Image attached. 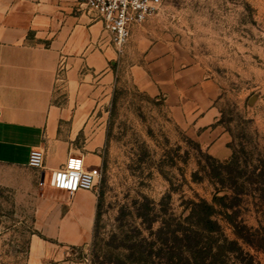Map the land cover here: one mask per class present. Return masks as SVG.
<instances>
[{
    "label": "rangeland",
    "instance_id": "obj_1",
    "mask_svg": "<svg viewBox=\"0 0 264 264\" xmlns=\"http://www.w3.org/2000/svg\"><path fill=\"white\" fill-rule=\"evenodd\" d=\"M154 18L219 85L218 124L241 157L229 167L231 182L240 186L241 169H264V0H167ZM95 116L107 136L94 191L100 207L93 238L76 249V257L91 264L245 263L241 252L220 254L216 248L222 233L239 240L226 208L217 206L214 217L222 233L205 231L197 214L190 216L193 208L200 210L194 202L213 203L229 190L217 173L229 176L221 163L232 156H212L171 118L161 99L130 81L117 83ZM76 144L84 153V141ZM50 176L0 164V264L31 263L38 202L48 190L57 191ZM248 187L250 194L229 212L237 223L258 227L264 204L256 185ZM243 246L264 264L263 251Z\"/></svg>",
    "mask_w": 264,
    "mask_h": 264
},
{
    "label": "crops",
    "instance_id": "obj_2",
    "mask_svg": "<svg viewBox=\"0 0 264 264\" xmlns=\"http://www.w3.org/2000/svg\"><path fill=\"white\" fill-rule=\"evenodd\" d=\"M165 28L150 18L121 53L103 21L78 0H0V164L28 167L31 150L42 148V178L71 154L87 168L101 165L107 136L95 112L120 81L161 99L212 156L230 158L218 124L221 89ZM56 190L38 202L30 264H91L75 251L93 238L99 197Z\"/></svg>",
    "mask_w": 264,
    "mask_h": 264
},
{
    "label": "built area",
    "instance_id": "obj_3",
    "mask_svg": "<svg viewBox=\"0 0 264 264\" xmlns=\"http://www.w3.org/2000/svg\"><path fill=\"white\" fill-rule=\"evenodd\" d=\"M81 9L96 14L112 36L118 51L123 53L133 35V29L157 15L167 0H78ZM29 166L42 169L45 151L33 148ZM101 177L99 167L87 168L81 155L71 154L67 163L52 172L49 184L69 193L81 190L95 191ZM46 181L42 183L45 185Z\"/></svg>",
    "mask_w": 264,
    "mask_h": 264
},
{
    "label": "trees",
    "instance_id": "obj_4",
    "mask_svg": "<svg viewBox=\"0 0 264 264\" xmlns=\"http://www.w3.org/2000/svg\"><path fill=\"white\" fill-rule=\"evenodd\" d=\"M241 162V157L237 155V151H233V155L230 159L221 163L223 169H225L226 174L229 176L223 177L222 172L217 173L220 184L223 185L224 188H228L229 190L234 192V195L230 194L228 190L223 195L216 194L213 199V203H209L207 201H202L200 203H196L195 207H199L200 210L196 213V208H193L190 216H198V221L202 225V228L205 231L210 233H222V227L219 224L217 219L214 217L218 214L217 206L226 208L225 218L227 221L233 225L235 229V234L239 238V240H231L227 236L221 234V238H218L216 242V248L220 254H227L230 252H241L246 255L243 259L244 264H261L255 255L250 251H246L243 244H246L250 248L255 249L257 252H264V219L259 220L258 227H249L244 221L240 223L236 221L235 217L232 213L229 212V209H233L235 206L242 202V197L244 195L250 194L249 187L251 185H256L254 188V193H258L260 199L264 204V169H241L239 178L243 179L240 186L237 185L236 182H231L232 170L229 167L232 164ZM245 164L248 165L247 161ZM237 186V187H236ZM236 200L234 203H228L230 200ZM99 207H100V199H99ZM242 240L243 244H241Z\"/></svg>",
    "mask_w": 264,
    "mask_h": 264
},
{
    "label": "water",
    "instance_id": "obj_5",
    "mask_svg": "<svg viewBox=\"0 0 264 264\" xmlns=\"http://www.w3.org/2000/svg\"><path fill=\"white\" fill-rule=\"evenodd\" d=\"M254 99H255V97L253 98V100H254ZM253 100H252V101H253Z\"/></svg>",
    "mask_w": 264,
    "mask_h": 264
}]
</instances>
